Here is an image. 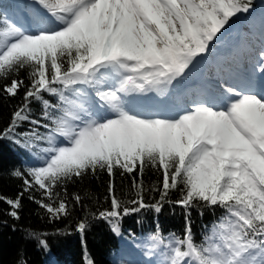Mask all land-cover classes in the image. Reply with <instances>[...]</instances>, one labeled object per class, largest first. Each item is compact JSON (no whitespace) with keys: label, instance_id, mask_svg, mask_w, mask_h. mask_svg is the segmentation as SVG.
Instances as JSON below:
<instances>
[{"label":"snow or ice","instance_id":"snow-or-ice-1","mask_svg":"<svg viewBox=\"0 0 264 264\" xmlns=\"http://www.w3.org/2000/svg\"><path fill=\"white\" fill-rule=\"evenodd\" d=\"M15 8L0 11V80H9L4 95L24 94L0 139L37 164L10 171L23 188L0 195L7 214L19 220L27 194L51 218L67 216V185L106 172L110 208L92 215L116 235L142 209L184 210L182 236L164 237L158 225L149 235L162 264H264V45L225 61L185 103H169L234 23L252 16L253 0H15ZM260 25L264 32V12ZM149 170L159 176L146 187ZM117 173L135 198L117 195ZM146 192L159 199L146 203ZM194 209L221 212L200 242ZM29 236L48 247L42 234Z\"/></svg>","mask_w":264,"mask_h":264},{"label":"trees","instance_id":"trees-1","mask_svg":"<svg viewBox=\"0 0 264 264\" xmlns=\"http://www.w3.org/2000/svg\"><path fill=\"white\" fill-rule=\"evenodd\" d=\"M255 11L252 16L238 20L228 33L239 29V23L250 21L260 25V14L264 12V0H253ZM15 0H0V11L12 9ZM237 28V29H236ZM226 33V34H228ZM26 77V72L20 73ZM9 80H0V128L7 126L11 113L22 103L24 90L15 97H8L2 93L3 85ZM34 112L39 115V106L33 104ZM27 128V125H25ZM32 156L12 140L0 139V195L15 198L23 188V182L19 178L10 177L9 173L14 169L29 167L26 160ZM159 174L149 170L144 181L146 187L157 181ZM109 177L106 172H98L95 176L89 173L82 180L67 185V203L72 205L69 215L59 219H53L38 204L28 199L25 194L20 210V219L16 220L7 213L9 206L0 201V264H18L26 260L27 264H87L92 260L94 264H116L115 257L124 246L130 244L134 238L141 235L153 234L159 226L160 233L167 237L170 233L183 234L184 210L176 205L165 203L160 213L154 209H142L139 213L126 216L121 221V235L112 232L109 223L92 215L104 209L110 208L108 196ZM116 193L123 200L135 198L131 189L130 178L121 177L117 173L115 177ZM63 196L64 190L57 189ZM73 193L82 197L81 204H75ZM33 195L40 198L39 192ZM179 192L170 194L171 200L179 199ZM159 199L158 192H146L145 202L155 203ZM131 207V205H129ZM221 214L216 210H205L204 216H200L194 209L192 211V230L195 240L200 242L204 231V225L210 224ZM81 221H86L88 227L84 233L77 230ZM30 232L42 234L48 247L38 246L37 241Z\"/></svg>","mask_w":264,"mask_h":264},{"label":"rangeland","instance_id":"rangeland-1","mask_svg":"<svg viewBox=\"0 0 264 264\" xmlns=\"http://www.w3.org/2000/svg\"><path fill=\"white\" fill-rule=\"evenodd\" d=\"M10 11V14H8L12 15L13 13H16L17 10L14 6ZM238 30H234L232 34H225L223 40L213 49L212 54L205 60L201 61L196 68L189 73V76L179 87L176 94L170 98L169 103L175 105L185 103L195 91L199 90L201 87L200 81L205 82L206 80L215 77V72L217 74L218 68L225 66V61H242L249 49L258 51L261 46L264 45L262 41L264 32H262L261 27L252 24L250 21H243L241 24L239 23ZM236 49L241 52V55L238 57L235 56ZM193 84L196 85L189 87V85ZM26 163L29 166H34L37 164V161L31 157L26 160ZM126 243H124L118 256L115 257L117 264H142L140 260L145 264H149L148 262L159 264V262L163 261L158 258V256L153 261V255L159 254L161 256L160 252L162 249H151L149 235L137 236L129 245ZM141 248L144 250L142 255L139 253V249ZM144 256L147 258L143 260Z\"/></svg>","mask_w":264,"mask_h":264},{"label":"bare ground","instance_id":"bare-ground-1","mask_svg":"<svg viewBox=\"0 0 264 264\" xmlns=\"http://www.w3.org/2000/svg\"><path fill=\"white\" fill-rule=\"evenodd\" d=\"M196 84H193V85H189V87H191V86H195ZM156 257H157V255H155L154 257H153V261L156 259ZM161 261V260H160ZM149 264H152L151 262H148ZM159 264H162V261L161 262H159Z\"/></svg>","mask_w":264,"mask_h":264}]
</instances>
